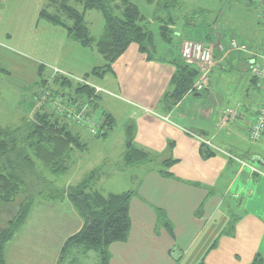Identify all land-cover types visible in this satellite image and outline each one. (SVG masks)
Wrapping results in <instances>:
<instances>
[{"label":"crops","instance_id":"0c3cea01","mask_svg":"<svg viewBox=\"0 0 264 264\" xmlns=\"http://www.w3.org/2000/svg\"><path fill=\"white\" fill-rule=\"evenodd\" d=\"M45 2L46 7L42 9L37 7L38 11L35 12V17H38L36 25L39 27V19H43L46 23L43 30L53 33V36L56 34L59 36L57 47L64 45L63 43L74 48L77 46L70 43L81 46L72 40L67 32L62 34L60 30L50 26L55 24L40 16L41 11H47L49 6H53L49 0ZM178 3L179 0L176 7L179 6ZM61 49L63 50L62 47ZM263 49L264 46L258 51ZM221 51L214 53L215 65L211 74L215 68H221L228 63L230 52L224 49ZM255 53H247L243 60L242 72L247 83L245 95L248 96L250 89L258 94L248 96L245 105L236 102L232 106L224 107L217 97L210 96L211 74L207 90L202 93H187L176 104L166 105L164 101L167 92L172 89L171 78L175 73V66L161 62L151 63L133 43L116 60L117 62L113 63L111 70L108 71L113 77H117V67L120 63L119 70L122 77L127 75L129 83L134 84L136 89H144L143 100L122 97L117 106L133 108L126 115L128 120L137 121L132 144L147 153L150 160L144 164L127 166L124 162L126 141L124 134L123 152L118 157L119 161L110 162L107 157L101 155V163L93 168L104 166L101 179L95 187L102 195L135 191L129 205L131 228L128 238L124 242L110 244L109 264H198L200 262L264 264V176L254 175L244 168L241 169L230 157L244 159L264 173V132L262 139L257 142L250 141L247 135L248 125L254 118V110L262 94L261 88L250 73V61ZM30 58L31 60L26 58L30 61L31 68L26 70L24 80L27 86L35 84V90L29 116L24 119H31L36 112L49 109L48 100L43 93L37 97L35 95L38 89L42 92L48 84H53L55 86L53 91L59 92L58 87L61 83L58 80L59 75L54 70L66 72L72 70L57 64L60 60L58 56L52 62L37 60L31 56ZM177 58L183 61L180 47ZM37 63L40 65L36 66ZM41 64L44 69L39 76ZM0 66L1 72L10 74L9 67ZM46 66L48 71H45ZM222 70L225 72V69ZM43 72L47 73L45 77L48 80L46 79L47 82L42 84L38 81ZM147 76L152 77L153 86L143 85L142 82L146 81ZM66 87L70 90L69 93H74L72 86ZM120 87L124 88V84L121 83ZM94 105L99 107L97 99ZM232 107H238L237 117L226 127L219 128L221 113ZM103 111L113 117L115 124L113 111ZM113 127L107 136H96V138L109 137ZM74 130L79 135L83 133L80 128ZM195 135L210 140L213 153L206 155L204 152L207 151ZM165 159L171 160L166 170L171 174L170 176L161 174L163 169L161 162ZM109 164L116 165L117 172L105 173V168H108ZM129 169L137 171L136 181L132 180V174H127ZM120 173H125L122 178L125 182L120 179L121 186L113 185L117 188L106 186L104 190L106 180L114 179ZM62 203H66L64 208L66 211L61 215L59 223L39 225L41 228L39 230L43 232L49 227L52 228L53 232L49 235V239L55 232H59V228L62 229L75 219L73 221L76 225L74 227L69 225L58 239L56 259L52 264H62L67 256L66 264H77L75 252L79 251L84 256L88 253L97 255V264H99L98 254L94 250L85 251L75 246L63 254L64 242L82 228L84 219L67 198H62L60 204ZM64 209L58 212L61 214ZM157 210L163 211L170 229L159 219ZM38 236L43 240L45 235Z\"/></svg>","mask_w":264,"mask_h":264},{"label":"rangeland","instance_id":"374dc122","mask_svg":"<svg viewBox=\"0 0 264 264\" xmlns=\"http://www.w3.org/2000/svg\"><path fill=\"white\" fill-rule=\"evenodd\" d=\"M130 2L135 4L141 14L144 15L145 25L153 34L155 49L152 48L153 51L150 50L149 53L151 63L161 62L175 66L174 63L183 62L177 58V52L184 39L204 41L213 47L215 54L222 52L220 47L230 52L227 59L228 63L222 65L221 68H215L211 74L210 89L212 93L210 96L217 97L224 107L232 106L236 102L245 105L248 102V96L258 94V92L250 89L248 96L245 95L247 83L242 72L243 60L247 53H255L264 46V20L258 19L261 9L258 10L257 0H179V6L173 12L174 22L168 25L177 35L173 37L171 43L164 41L159 35V23L155 17L156 4L146 0H130ZM45 5V0H2L0 2V65L11 69L10 74L0 71V129L17 126L22 119L29 116L35 84L27 86L24 78L26 77V70L31 68L30 56L37 60L42 59L41 61L51 62L58 56L60 60L57 61V64L72 70L69 72L58 70L57 75L69 79L72 88L78 84L77 78H83L86 74H90L88 81L106 90V92L102 91L98 94L99 107L90 106L88 108L90 115L101 121L102 110H112L116 120L113 131L109 133L111 135L106 138H96V136L90 135L85 127H80L83 132L80 134L81 141L85 143L86 148L75 149L72 152L71 166L65 174L54 176L47 170H43V176L61 189L79 183L88 171L101 163V155L107 157L110 162L119 161L118 157L123 152L125 127L130 124L135 126V122H137L126 118L127 113H130L133 108L130 109L128 106L118 108L120 99L129 97L143 100L144 89H136L134 84L129 83L127 75L122 77L119 70L121 69L120 63L117 67V77H113L108 71L91 74L92 67L99 68L105 64V59L96 51L94 46L83 48L77 43H70L77 46L74 48L61 42L64 45L57 47L60 38L57 34L53 36V33L43 30V26L46 24L43 19H39V27L36 25L38 23H36L38 17H35V12L38 11L37 7L42 9V7H46ZM76 7L82 10L81 5H76ZM47 11L57 14V9L53 6H49ZM163 13L165 14V12ZM85 20L91 36L94 41H97L104 29L102 13L96 9L87 10ZM50 26H54L56 30L66 34L64 27L60 25ZM232 40H235L239 50H231ZM133 44L137 45L136 43ZM142 54L147 59V54ZM38 65L40 64L37 63L36 66ZM222 69H225V72ZM45 71H48L47 66ZM45 76L47 77V73L43 72L42 77L46 80ZM121 83L124 84V88L120 87ZM142 83L153 86V79L147 76L146 81ZM54 87L53 84H48L42 92L38 89L35 97L42 95L41 93L44 96L45 92L52 94ZM58 88H60L59 95L61 98L65 97L63 101H67L66 97L70 91L68 87L59 85ZM262 96L261 94L260 99ZM77 99L79 103L83 104L85 97L79 96ZM50 110L52 109L49 104L48 111ZM115 167L116 165L109 164L108 168H105V173L117 172ZM245 170L248 171L247 168ZM136 172L134 169L127 170V174H132L133 181H136ZM123 176L125 173H120L114 179L106 180L103 189L105 190L106 186L111 188L113 185L121 186L119 180L125 182L122 179ZM50 193L54 194L53 192ZM50 193L41 192L34 195L33 207L27 220L6 245L7 264H52V261L56 259L58 239L69 225L74 227L76 222L73 221L75 219H72L73 222L70 221L62 229L59 228V232H55L49 239V235L53 232L51 227L46 232L39 230L41 224L59 223L61 215L66 211L64 209L66 203L60 204L62 199L51 198ZM21 198L1 208L0 227H6L8 221L17 211ZM63 209L64 211L60 214L58 211ZM38 235L45 236L41 240ZM65 256L67 255L65 254ZM67 257L62 264L67 263ZM75 257L77 264L98 263L97 255L93 253L84 256L79 251L75 252Z\"/></svg>","mask_w":264,"mask_h":264},{"label":"trees","instance_id":"16d2710c","mask_svg":"<svg viewBox=\"0 0 264 264\" xmlns=\"http://www.w3.org/2000/svg\"><path fill=\"white\" fill-rule=\"evenodd\" d=\"M49 1L56 7L57 14L43 10L40 16L52 24L64 27L68 36L82 47L94 46L105 59L104 66L94 67L91 74L110 71L112 64L132 43L138 45L140 52L147 54V60L151 59L150 50L155 49L153 34L145 25L144 15L130 0ZM146 1L156 4L155 17L159 23V35L164 41L171 43L175 33L168 25L174 22L172 11L177 0ZM76 5H81L82 10ZM92 9L99 10L104 18V30L97 41H94L85 21V12ZM175 68L171 78L172 89L167 92L164 101L166 105L176 104L187 94L198 74L195 67L185 62L176 63ZM43 69V65L39 66V76ZM89 76L90 74H86L83 78L89 80ZM58 80L61 86H72L71 81L62 75H59ZM38 82L43 84L47 81L40 77ZM73 92L68 93L67 101H63L65 97L61 98L58 91H53L51 95L60 96L65 105L96 106L94 104L99 93H95L92 87L78 83L73 87ZM79 96L85 97L83 104L78 102ZM113 125V117L101 112V132L96 136H107ZM75 128L80 127L54 110H43L36 112L31 119H22L17 126L0 129V210L23 196L6 227H0V264H7L6 245L27 220L33 207L34 195L41 192H53L54 194L50 193L51 198L55 199L67 198L84 219L82 228L64 242L63 254L77 246L85 251H96L99 264H109L110 244L124 242L128 238L131 228L129 205L135 191L102 195L95 187L101 179L104 166L90 171L79 183L61 189L43 176V170L54 176L65 174L71 166L72 152L86 147ZM134 133L133 124L125 127L124 162L127 166L144 164L150 160L147 153L133 146ZM201 145L207 151L204 152L206 155L213 153L211 147L204 143ZM161 163V174L170 176L166 170L171 160L165 159ZM157 213L159 219L170 229L163 211L157 210Z\"/></svg>","mask_w":264,"mask_h":264},{"label":"built area","instance_id":"2783aa9c","mask_svg":"<svg viewBox=\"0 0 264 264\" xmlns=\"http://www.w3.org/2000/svg\"><path fill=\"white\" fill-rule=\"evenodd\" d=\"M258 10L260 13L258 15L259 20H264V0H257ZM222 49V47H220ZM239 49L235 40L231 41V50ZM180 56L183 61L196 68L198 74L196 79L188 91L189 93H202L209 87L210 74L212 68L215 65V55L214 50L211 45L206 44L204 41L184 39L180 46ZM55 73L58 72L57 69L54 70ZM250 73L252 77L257 81L259 87L262 91V98L260 99L257 107L255 108L254 118L250 122L247 128V135L250 141L257 142L262 139V134L264 132V49L256 52L250 61ZM80 84L92 87L95 93L106 92L103 88L90 83L84 78H77ZM78 82V83H79ZM109 93V92H108ZM44 97L49 100L51 109L56 113L64 116L68 121L73 122L78 127H85L86 131L92 135L96 136L101 132L100 122L88 113V104L81 105H65L59 96L52 97L50 92H45ZM239 106V105H238ZM237 108H228L224 110L219 118L218 126L219 128L226 127L233 119L237 117ZM189 134L194 135L192 132ZM196 136V135H195ZM200 141L207 146L212 148L210 140L200 138ZM233 161H235L241 169L247 168L251 174L264 176V173L253 164L248 161L238 158L236 156H230Z\"/></svg>","mask_w":264,"mask_h":264}]
</instances>
